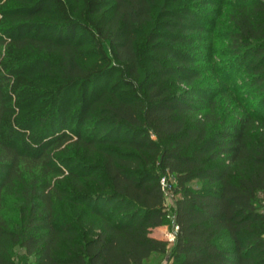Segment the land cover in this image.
<instances>
[{
  "label": "trees",
  "instance_id": "trees-1",
  "mask_svg": "<svg viewBox=\"0 0 264 264\" xmlns=\"http://www.w3.org/2000/svg\"><path fill=\"white\" fill-rule=\"evenodd\" d=\"M199 1L0 0V264H264V0L223 15V82L244 73L254 103L199 87ZM172 79L190 90L168 95ZM60 163L106 180L69 199L96 216L86 232L59 218ZM163 177L171 247L151 235L169 215Z\"/></svg>",
  "mask_w": 264,
  "mask_h": 264
},
{
  "label": "rangeland",
  "instance_id": "rangeland-1",
  "mask_svg": "<svg viewBox=\"0 0 264 264\" xmlns=\"http://www.w3.org/2000/svg\"><path fill=\"white\" fill-rule=\"evenodd\" d=\"M230 1L235 2L236 0H201L197 3H193L192 7L198 13V19L194 21L193 26L195 28L202 27L204 41L202 44V52L198 54L197 58L200 59L198 61V69L197 71L202 77L201 83L199 82V87L201 88H216L217 90H223L226 86L229 88H233L237 91V93H241L239 95H243L244 99H248L250 95H252L253 99H251V103H254L256 99L252 93V90L247 86L248 78L244 73H237L232 78H227L228 81L226 85L224 84V80L226 79V70H224V65L226 61H229L232 57L229 50L230 41L228 38L229 30L231 29L230 22L227 16L223 17L224 13L228 14L230 11ZM222 13V14H221ZM221 14V15H220ZM167 94L168 95H176L180 94L182 91L190 90L185 85H179L173 79L168 81L167 84ZM249 100V99H248ZM232 108H229V111ZM73 157L75 156V148H72ZM97 160L101 161V157L97 155L95 157ZM61 169L64 174L61 175L58 173L53 178V183H57L60 187V191L65 195L64 199H59L57 201V211L59 214V218L61 219H71L76 222L80 220H85L87 223L83 226L84 232L88 231L90 228V224L93 220L96 219V216L91 215L87 212L85 207L77 206L76 204H72L69 199H73L72 197H76L79 193H87L89 195L98 194L103 192L105 189L102 185V182H106L104 179L103 173L98 171L94 173L93 177L90 179L81 178L79 180L76 177H71L69 172L67 171V164L63 165L60 163ZM77 174L80 173L79 170H76ZM166 175V174H164ZM171 182L174 181V177L170 175ZM82 181V182H81ZM80 182L82 184H80ZM194 188L202 187L201 182H194L192 184ZM177 199V195L171 193L167 198V206L169 215L165 219V224L163 226L166 227L167 232L165 234H161V237L168 239L169 235L174 230V209L175 202ZM21 202L19 199L9 198L7 201V216L9 218H14V220H18V211L19 205ZM172 245V244H171ZM170 245V247H171ZM15 256L17 261L25 260L26 255L25 252L21 248L15 249ZM170 260V252L167 255H161L152 258L147 264H171Z\"/></svg>",
  "mask_w": 264,
  "mask_h": 264
},
{
  "label": "built area",
  "instance_id": "built-area-1",
  "mask_svg": "<svg viewBox=\"0 0 264 264\" xmlns=\"http://www.w3.org/2000/svg\"><path fill=\"white\" fill-rule=\"evenodd\" d=\"M161 186H162L163 191L166 193V195L169 196L172 191L173 184L170 183L167 177H163L161 179ZM178 230H179L178 226L176 225V222L174 221V230L167 239L170 245L171 244L173 245L176 242Z\"/></svg>",
  "mask_w": 264,
  "mask_h": 264
},
{
  "label": "crops",
  "instance_id": "crops-1",
  "mask_svg": "<svg viewBox=\"0 0 264 264\" xmlns=\"http://www.w3.org/2000/svg\"><path fill=\"white\" fill-rule=\"evenodd\" d=\"M166 232H167L166 227H165V226H161V227H159V228L153 230V232H152L151 235H152L154 238H158V239L166 240V238L160 236L161 234H165ZM157 256H160V255L155 254V255L152 256V258L157 257ZM152 258H151V259H152Z\"/></svg>",
  "mask_w": 264,
  "mask_h": 264
}]
</instances>
